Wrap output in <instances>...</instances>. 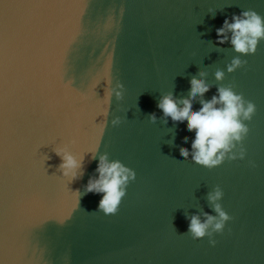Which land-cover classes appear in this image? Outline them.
Here are the masks:
<instances>
[{"label":"water","instance_id":"obj_1","mask_svg":"<svg viewBox=\"0 0 264 264\" xmlns=\"http://www.w3.org/2000/svg\"><path fill=\"white\" fill-rule=\"evenodd\" d=\"M249 9L264 16V0H7L0 12L2 264H264V41L228 73L238 54L218 44L216 32ZM201 71L213 85L205 99L222 83L256 105L245 158L211 169L181 157L195 133L187 122L164 123L157 107L169 92L187 97ZM118 83L121 99L112 94ZM54 146L85 155L81 179L62 177ZM90 150L136 172L114 214L97 210L103 194H83L98 176ZM217 185L233 219L213 245L187 232V216L215 215L206 197Z\"/></svg>","mask_w":264,"mask_h":264},{"label":"clouds","instance_id":"obj_2","mask_svg":"<svg viewBox=\"0 0 264 264\" xmlns=\"http://www.w3.org/2000/svg\"><path fill=\"white\" fill-rule=\"evenodd\" d=\"M211 13L213 17L216 16L215 10ZM216 32L217 43L221 45L230 43L238 54L227 65V72L233 73L246 62L241 56L255 54L260 42L264 41V16L255 10H243L238 15L226 18L223 26L216 29ZM215 79L223 82L225 71L217 70ZM212 87L213 85L208 82V72L201 71L198 78L190 81V92L187 97H177L173 92H169L161 96L157 104L163 112L164 123L168 122L169 117L175 123L187 122V131L195 133V138L191 140V151L182 147L181 157L210 169L221 165L226 159L245 158L246 151L242 147V142L249 132L246 122L251 121L256 112L254 102L247 100L243 93H237L232 86H223L222 83L216 87V93L210 100L205 99V94ZM113 93L121 99L124 95V85L118 83L112 89ZM196 102L201 105L198 110H194ZM157 119L156 113L150 114L151 122L156 123ZM121 122L119 116L112 120L114 126ZM183 143L188 144L189 138L186 137ZM52 150L61 159L58 171L65 180L71 183L83 177L85 155L72 151L68 146H54ZM89 153L92 160H97L98 157L95 169L98 176L94 174L89 178L83 194H103L97 210H102L105 214H114L126 196L129 184L136 179V172L121 160L111 159L107 152L99 154L98 150H90L87 154ZM50 159L51 156L44 154V164ZM77 192L81 196L79 190ZM223 197V189L217 185L206 197L209 208L215 215L201 211L187 216L189 220L187 232L191 233L194 239L207 237L215 245V234L222 233L226 224L233 219L223 208L221 203Z\"/></svg>","mask_w":264,"mask_h":264},{"label":"snow or ice","instance_id":"obj_3","mask_svg":"<svg viewBox=\"0 0 264 264\" xmlns=\"http://www.w3.org/2000/svg\"><path fill=\"white\" fill-rule=\"evenodd\" d=\"M7 2V0H0V12H2V9H3V7H4V5H5V3ZM49 144H43L42 145V147H44V146H48ZM0 264H2V262H0Z\"/></svg>","mask_w":264,"mask_h":264}]
</instances>
